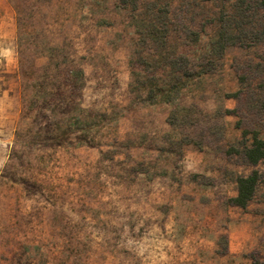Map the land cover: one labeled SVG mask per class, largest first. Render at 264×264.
<instances>
[{
    "label": "rangeland",
    "instance_id": "rangeland-1",
    "mask_svg": "<svg viewBox=\"0 0 264 264\" xmlns=\"http://www.w3.org/2000/svg\"><path fill=\"white\" fill-rule=\"evenodd\" d=\"M254 134L261 0H0V264H264Z\"/></svg>",
    "mask_w": 264,
    "mask_h": 264
},
{
    "label": "trees",
    "instance_id": "trees-1",
    "mask_svg": "<svg viewBox=\"0 0 264 264\" xmlns=\"http://www.w3.org/2000/svg\"><path fill=\"white\" fill-rule=\"evenodd\" d=\"M136 0H120L123 4L133 3ZM261 5L264 7V0H261ZM185 70V71H184ZM174 72L180 73L174 83L164 82L161 84H155L153 82L147 83L150 86L149 93L152 100H157L159 96H163L164 100L171 102L174 95L181 91L186 86L188 80L191 78V73L188 69L174 68ZM246 131H244L245 133ZM244 155L251 164H258L264 162V137L259 134H254L249 144L244 146ZM262 180V173L255 169L248 175H239L236 178L237 182V194L230 198V202L233 205L245 208L249 202L254 198L258 184Z\"/></svg>",
    "mask_w": 264,
    "mask_h": 264
}]
</instances>
